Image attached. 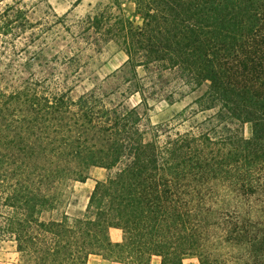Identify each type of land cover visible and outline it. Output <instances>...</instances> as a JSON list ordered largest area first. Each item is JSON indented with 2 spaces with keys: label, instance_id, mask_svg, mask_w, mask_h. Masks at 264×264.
<instances>
[{
  "label": "trees",
  "instance_id": "trees-1",
  "mask_svg": "<svg viewBox=\"0 0 264 264\" xmlns=\"http://www.w3.org/2000/svg\"><path fill=\"white\" fill-rule=\"evenodd\" d=\"M135 2L141 24L110 5L74 23L0 0V240L21 264H264V0ZM110 41L127 54L119 83L75 96ZM204 85L172 118L147 116L150 98ZM94 166L109 175L72 216L64 186Z\"/></svg>",
  "mask_w": 264,
  "mask_h": 264
},
{
  "label": "rangeland",
  "instance_id": "rangeland-1",
  "mask_svg": "<svg viewBox=\"0 0 264 264\" xmlns=\"http://www.w3.org/2000/svg\"><path fill=\"white\" fill-rule=\"evenodd\" d=\"M135 1L136 0H34V3H37L40 8V13L43 14L45 10H50L52 13H57L60 16L67 14L70 22L74 23L86 17L89 12L94 11L96 8L110 5L115 13H119L120 10L123 9L126 15L136 24H141L142 18L137 13ZM93 55V59L90 60L87 66L86 74L73 92L75 96L82 94L95 85L103 84L111 87L117 85L120 81L119 77H113V75L118 72L120 67L127 60V54L118 43L110 41L102 47L101 51L95 52ZM140 72L143 74L142 70H140ZM205 88L206 86L204 85L201 89L180 98L174 103H170L161 97H152L150 98V108L147 110V116L154 124L164 122L192 103L203 93ZM114 97L117 98V101L124 100L128 107H133L141 102V95L139 93L126 96H122L118 93ZM140 109L142 112L146 111L145 107L142 105ZM246 133H249L248 128H246ZM108 175L109 171L106 168L94 166L89 169L90 177L86 181H72L67 183L63 189L64 196L61 209L66 210L72 216L83 215L86 212L90 195L97 181L105 180ZM91 256L90 259H92ZM152 262H154V264H161V257L153 256ZM0 264H21V254L17 250V243L11 237L0 240ZM90 264L96 263L90 261ZM184 264L201 263L197 256L189 255L184 258Z\"/></svg>",
  "mask_w": 264,
  "mask_h": 264
},
{
  "label": "crops",
  "instance_id": "crops-1",
  "mask_svg": "<svg viewBox=\"0 0 264 264\" xmlns=\"http://www.w3.org/2000/svg\"><path fill=\"white\" fill-rule=\"evenodd\" d=\"M110 237H111L113 242H121L123 239L122 230L119 228H115V227L111 228ZM93 256H94V258H93ZM91 257H92V259H90V261L95 262L96 264H123L120 261L106 259L103 256L98 255V254H94ZM152 264H154V262H152Z\"/></svg>",
  "mask_w": 264,
  "mask_h": 264
}]
</instances>
